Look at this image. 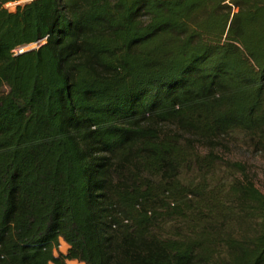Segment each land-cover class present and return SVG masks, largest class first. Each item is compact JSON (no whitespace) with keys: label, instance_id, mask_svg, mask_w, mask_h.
Here are the masks:
<instances>
[{"label":"trees","instance_id":"1","mask_svg":"<svg viewBox=\"0 0 264 264\" xmlns=\"http://www.w3.org/2000/svg\"><path fill=\"white\" fill-rule=\"evenodd\" d=\"M7 1L0 264H264V0Z\"/></svg>","mask_w":264,"mask_h":264},{"label":"rangeland","instance_id":"2","mask_svg":"<svg viewBox=\"0 0 264 264\" xmlns=\"http://www.w3.org/2000/svg\"><path fill=\"white\" fill-rule=\"evenodd\" d=\"M16 10V9H15ZM14 10V11H15ZM34 47L30 45L27 48ZM221 154L233 161H242L246 164L250 176L256 181L257 185L264 192V154L256 152L242 144H232L228 147H222L218 149ZM60 249L63 252H67L68 245L65 242H61ZM69 264H85L76 260L69 261Z\"/></svg>","mask_w":264,"mask_h":264},{"label":"built area","instance_id":"3","mask_svg":"<svg viewBox=\"0 0 264 264\" xmlns=\"http://www.w3.org/2000/svg\"><path fill=\"white\" fill-rule=\"evenodd\" d=\"M32 0H8L6 3H5V7L10 10V11H14L15 9H17L19 6L27 3V2H30ZM27 47H20V48H17L15 50V52H23Z\"/></svg>","mask_w":264,"mask_h":264}]
</instances>
